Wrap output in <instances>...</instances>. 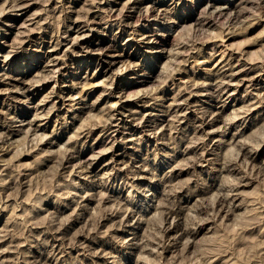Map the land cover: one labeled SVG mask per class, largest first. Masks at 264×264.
<instances>
[{
    "label": "rangeland",
    "instance_id": "374dc122",
    "mask_svg": "<svg viewBox=\"0 0 264 264\" xmlns=\"http://www.w3.org/2000/svg\"><path fill=\"white\" fill-rule=\"evenodd\" d=\"M18 1L20 0H0V141H1L0 144L3 143V146H4L3 147L2 145H0V150L1 149L4 150L0 152V165L1 164L3 165V167L0 166V190H1L0 191L1 192L0 193V196H1L0 198V263L1 264H6V263L13 264V261H16L15 264H33V262H36L34 264H38V263L39 264L40 263L42 264H45V263L46 264H139V263L140 264H148V263L149 264H264V69H263L264 68V7H263L264 0H261V1L259 0L260 2L258 0H257L258 2L256 0H248V1L243 0L244 2L241 5L242 7H244V9L246 7L248 8L251 6L252 7L249 10L248 8H246L247 11L244 10V12L245 11L246 12L244 13V16L242 17L243 19H240V20L243 22V20H246L245 17H250L249 21H245L246 23L244 22L243 25H242V22H237L238 23L237 29L239 28L241 29V27L242 26L243 27L239 31L236 30V33H237L236 36L234 35L230 39V40L233 39L232 42L230 40H229L230 42H228L229 44L231 43L230 46L232 45V48L235 51V53L232 55V58H231V64L233 63L232 65L236 64L238 61L241 60V58H243L244 60L247 59V61L253 63L254 69L255 68L256 69L255 70L252 69L247 74L248 76L247 75L244 76L245 78L243 77L244 79L240 80V82L239 80L237 82L235 81L236 84L233 85V89H232L233 92L229 91L227 94L225 93L221 97L220 96L216 97L215 95L217 93L215 94L213 93L212 95L214 96H212L211 94H207L206 93L207 91L203 88V85L202 84L199 85L198 83L206 80L208 70L206 72L204 68L205 67L212 68V66L216 62L215 61L216 59L214 60L211 56L213 54H215L216 56L220 54V51L222 49L221 47H219L221 46L219 45L220 40L222 41V39L223 40L227 39L226 37L227 29L226 28L231 27V25L233 26L234 23L232 24L230 19L228 20L229 17H227L226 19L225 16H222V17L218 16L219 18H217V16H213L211 18V15L209 14V12H205L204 10L205 9L204 6L208 4L209 0H144L146 3H153L152 1H154L156 11L163 12L164 18L162 19V21H165L167 23H172V24L178 23L180 20H182V18L187 17V15L191 13H192V16L187 22L183 23V24H186V26L181 27V29H179L177 34L175 35L173 34L171 36L170 40L164 46L165 48H162V47L160 48L161 50L163 49L161 52L160 51H157V52L147 51L148 48H146L145 45L140 46L136 41H130L124 44L125 39L127 38L128 35L126 33L123 34L124 36L119 37V39L115 43V46L117 47V49H119L118 52L123 53V55L119 57L120 60H118V62L112 66L113 68H111L107 73L102 72V69H103L102 60L100 64L98 60L91 61V58H89L87 59L88 60L87 63L90 67L89 66L84 67L86 61L80 62L78 60L77 61L72 60L68 58V56H71L70 53L69 55L68 54L65 55L63 51H60L57 53L55 51V48L58 46L57 45L59 42L58 40L62 38L61 36L65 34V32L69 29L70 25H72L73 22L75 21L82 22L88 16L92 17L90 13V10L94 6L92 4H95V3L100 4L101 7H103V10L108 9L106 7H114L120 11L121 9L124 8V6H128L132 1H135V0H26V1H32L35 4H33L29 12L25 14V16L27 15L25 19L19 20L17 25L13 26L9 31L5 30L7 27L6 23L10 22L8 20L19 17L22 13V11L19 8L12 6V4H16ZM238 1L239 0H235L234 2L233 0H231V2H233L234 4L238 3ZM222 3H224V1ZM245 4H246V7H245ZM202 7L204 8L202 9ZM252 8L253 10L255 9L254 11L252 10V13L254 12L253 14L251 13ZM261 8H262V11H260ZM255 11H257V13ZM259 11L260 13H258ZM205 13H208L209 15ZM255 13H256V16H254ZM257 15H259V17ZM29 17H31V19H29ZM255 17H256V20H255ZM223 18H224L223 23L224 24L227 23L229 25L225 24L226 25L225 26L221 22L223 21ZM105 19L106 18L103 17V14H102L101 23L94 24V25H97L96 26L97 30L88 29L85 31L86 33H89V38L92 36L94 37L95 34H103L102 29H104L107 23ZM196 19L200 20V23H199L200 25L193 23L195 22L194 20ZM201 21L202 22L204 21L203 22L204 25L201 23ZM250 21L251 22L254 21V22L251 23ZM22 22H24L27 25V28L21 27L19 25V23L22 24ZM31 22H33L34 24ZM206 22L208 23L210 22L209 23L210 26H206L207 25ZM247 22H250L249 23L250 25ZM237 23L234 24L235 28L237 27ZM239 23L241 27L239 26ZM245 24L250 27L245 26ZM94 25L90 24L89 27H93ZM211 29H214V31L216 32L214 35L217 34V36L213 35L214 31H212ZM211 34L213 35V36H210L212 38L208 36ZM220 34H222L221 36L223 37H221ZM6 35L7 37L5 38L4 36ZM175 36L177 40L175 39ZM176 41L183 42L186 45V48H184V51L186 52V50H188L189 48L190 52L189 51L187 53L184 52L183 53L184 55L183 54L181 55L182 57L180 56L176 58L177 60L180 58L181 62L179 60H178L179 62H177V60L174 59L175 58L174 56H173L174 58L172 57L171 59L173 62L172 61L167 62L166 58L169 61L168 56L170 55L169 49L170 50L172 49V47L176 44ZM189 44L191 47L190 46L188 47ZM195 45L197 46V48L198 47L202 48L201 49L202 55L194 54L193 51L194 50L197 51ZM213 46H215L214 47L215 51L213 50L214 48H212ZM193 47H195V49H193ZM122 50L124 52H122ZM211 50L213 53L211 54L206 53L207 51H211ZM51 53H53L52 55L54 56H61L63 58L67 56L65 59V61H67V64L65 65L68 66L69 70H66V69L64 70L63 73H65L66 71L65 76L60 75V74L58 76H53L52 75L53 72L48 71L47 67L49 66L46 64H48L49 62L48 60H49V56ZM195 56L197 60L194 59ZM205 56L208 57V59L211 61H209L208 64H205V65L198 63L199 60L201 61L202 59L205 58ZM188 58L190 61L188 60ZM124 59L126 60L125 63H124ZM164 61H166V64ZM258 61L260 62V64L258 63ZM262 62L263 64H261ZM162 63H163V67H161ZM168 63H171V64L173 63L176 66H178L180 69L177 70L178 67H176L173 64L172 66L171 64H168ZM130 64H131V67H130ZM144 64L147 65L146 68H144ZM167 64L170 66V69L168 68L169 66ZM231 64L223 67L225 68V71L222 68L221 72L218 74H223L222 71L230 72ZM126 65L127 67H125ZM164 65L168 66V67L166 66L168 70ZM162 68L166 69V71L165 72L164 70L162 71ZM174 68H176V73L175 71H173ZM119 69H121V71ZM133 69H135L139 73H142L143 71L146 70V74H151V75L153 74L152 77L149 78L150 81L142 85L143 87L139 85V86H133L131 88V92H137L139 89L146 88L147 86H149V88L156 87V90H154V93L151 95L152 101L150 99V101L147 102L146 103L147 105L145 106L144 101H141L139 98H138L139 99L138 101L136 95L131 96L130 99L126 100V94L128 95L129 92L125 93L124 102L129 104L128 108L133 109L134 107L133 109L134 115L127 116V118H125L127 121L122 123L126 125L125 127L126 129L123 127L121 128L120 132H116V133L108 132L109 131L108 129L110 126V120L107 119L108 114L106 113V111L105 110L103 111L104 105L106 103L105 101H102L101 107L102 106L103 107H102L101 112L98 109L91 111V113L92 112L98 113L97 111H99L101 115L104 117L102 119L101 118L102 116L99 115L101 116L100 118L103 120V122L101 121L100 128L96 129L97 132L94 134V136L93 135L89 136L87 141L85 142L84 140L86 138L80 137V139L82 138L80 142L78 140L79 136L76 135L78 133L76 129H79L81 121L84 118H86V116L89 114L88 110L90 109V108H87L85 109L86 111L79 110V107L84 104V101L81 100V97L83 94L82 93L83 87L92 86L96 81L99 82L100 80H101L100 81L101 89L106 88V86H110L112 82L114 83L113 85H122L124 84V82L131 80V75H134L132 73ZM159 71H162L163 73ZM20 73H21V76H24L25 80L28 81V82L25 81V84L15 79L20 76L19 75ZM204 74L206 77L204 76ZM45 75L46 76L49 75L48 79H45L46 81L44 83V84H47V86L43 87L42 85H39L42 87L41 91L37 93L35 98H33L31 101H27V97L24 96V94L22 93L23 88L26 89V88H30L38 84H42L43 82L41 81L42 82L41 83L39 80H44ZM56 77L58 79V82L55 81ZM248 78H250L251 80ZM202 79H205V80H202ZM76 81L78 82V85L74 91V95L76 96L78 95V97H76L75 100H66V103L64 104L62 102L58 104L60 107V110L51 116V121L49 122L48 128L45 132L48 134L47 135L48 138L46 137V140L48 141L45 143L34 144L36 143V140L25 138L27 136H25L26 133H24V130L29 127L28 126L29 124H26V123L22 124L20 123V121L12 122L11 120L12 115H16V113L19 111V108L20 109L23 108L26 110H30L29 117L33 118L35 109L32 108L31 105L36 103L44 93L48 92V90L51 89L52 85H55V82L57 83L56 88H59L60 86L65 87V85H72ZM196 81H198L197 82L198 85L194 84L196 83ZM193 85H194V88L192 87L193 88L192 90L191 86ZM236 87H239V88L237 89ZM184 88L186 89L184 90ZM180 89L183 91V93L180 92L181 91ZM176 91L180 93L179 97L183 99V100L179 99L181 100L182 105L180 104L179 108L176 111L172 112L174 114H172L169 111L167 112L162 111V109L166 110L167 109L166 105L168 104V102L173 101L172 99L176 97V95L178 94L176 93ZM173 92H175L176 95H174ZM155 93L157 94V98H155L156 97ZM166 94L167 95L169 94L168 95L169 97ZM96 95L97 94L90 96V98H88L89 101H93ZM166 96L170 99L172 98L171 101L170 99L165 100ZM183 96H187L188 98L183 97ZM254 97L257 99H254ZM147 98L149 97H146V99ZM153 100L155 102H153ZM254 103L255 104L258 103L259 105L257 104L256 105L257 107H256ZM138 107L140 108L142 107V108L140 109ZM246 107H248L247 110H246ZM182 109L185 113L181 112ZM233 110L237 113V116H239L240 114L241 115L237 117ZM152 112L159 113L161 114V116L163 115L164 117L167 116V118H169L170 117L169 114H171V117H170L171 121L169 119H167L168 120L167 122H165L166 120L164 121L165 128H164V125L163 126L161 125L162 123L157 125L158 127L154 126V128L156 127L155 130L153 126L143 127L140 121L143 118H145V116L146 117L154 116V115H150V113ZM74 113H76V115L78 114L76 119L73 118ZM178 113H180L181 116ZM105 114L107 115L106 118H105ZM174 115L176 117H178L179 115L178 117L179 119L178 118L175 119ZM232 115L235 117L234 120H233ZM163 116L161 118H164ZM171 118L172 119L174 118L175 120L174 119L172 120ZM39 121H42V120L40 119L35 120V122L37 123H39ZM197 121H199L198 124H197ZM210 121H212V123ZM142 122L144 123V120ZM168 122H171L170 124L174 126H170ZM203 122L206 123L205 124L206 126L200 127L201 125H204ZM64 123H66V126L63 128L60 127V125ZM130 124L133 126L132 130H130V126H131ZM146 124H149V123H146ZM167 124H169V127ZM195 125L200 128L196 127ZM24 126L25 128H23ZM18 128H23V131H19L18 135H16V137L18 136L17 137L18 139L20 138L19 139L20 141L17 140L18 143L15 142L16 144L13 143L12 145H10V148L13 146V149L11 148L10 151H7V149L5 148L9 145L6 140L9 139L8 137L14 135V134L10 135V133H12L10 131L18 129ZM55 128H56V131L53 132ZM175 128H177L178 130ZM216 128H217V131H216ZM131 131L133 132L131 133ZM98 132H101L99 133V135H102L101 136V146L99 148V151H101V154L99 155V158L96 159L95 162L93 163L95 164V170L94 172H92V174L84 173L83 172L85 171V169L83 170L84 167L79 166V164L76 167H74L73 164L75 162L74 163L71 162L67 164L64 161L65 160L64 156L66 155H64L65 149H63V147L65 148V147L72 146V144H75V147L77 149H81L84 143L85 144L87 143L90 146L93 143L94 139L98 136ZM194 132L196 134L193 135ZM233 133H235V135ZM107 134L111 136L109 137V135ZM113 134H115L114 137H113ZM190 135H192V138L194 139H197V140L202 139V140L200 141L198 140L199 141L198 143L197 140L190 139L191 138ZM71 136L73 140L72 142L70 140ZM169 136H171V138ZM3 137H5L4 140H3ZM103 138H105V140ZM114 138L117 139L116 142L113 140ZM50 140L51 141L54 140V144L50 143ZM111 140L112 142H115L113 143L114 145L112 144ZM190 141L192 142L190 143ZM244 141H246L247 143ZM110 146L111 147L113 146V148L109 149L108 147ZM206 146H208V148ZM238 146H239V149L241 147L242 148L240 150L239 149L237 150ZM231 147L233 148L231 149ZM62 150L64 151V154ZM115 152L116 154H114ZM192 152L194 153L192 154ZM198 152H200V154H197ZM237 152L240 155L237 154ZM173 154L177 156H174ZM194 154L197 157L194 158L195 156ZM189 156H190V159H192V161L189 159ZM224 156L226 157V159L224 158ZM61 157L63 160L60 159ZM202 157L204 160L202 159ZM243 158H245V160ZM183 160H185L184 163H183ZM186 160H190V161L186 163ZM222 160H224L225 162ZM248 160L250 161L248 162V165H247ZM7 161L9 162L10 165H7L8 164ZM189 162H192V163H189ZM177 163L181 164L182 166L181 165L179 166ZM240 163H243L244 165ZM5 164H6L5 166L6 168L4 167ZM59 165H61L62 167H60ZM83 165L86 166L85 163ZM226 165H227V168L230 170V172L226 168ZM72 166L74 168H72ZM127 167H128V170H127ZM173 167H175V169H173ZM180 168L183 169L181 173H179V171L181 170ZM244 169L245 170L247 169V170L245 171ZM70 171L74 173H71ZM153 171L156 176L153 174ZM18 173L20 174L18 175ZM141 173H144L142 175H145V176H141ZM7 174L11 175L10 177L12 178L7 176ZM16 174L17 176H15ZM85 174L87 175L85 176ZM116 174L118 176H116ZM2 177H4L3 181H2ZM242 177H244L243 180H242ZM4 179L6 181L5 184H4ZM225 179L229 180L230 183H228L227 180L225 181ZM86 180L88 181L94 180L95 183H97V185L94 186L93 191H91L92 189L88 187ZM104 180L105 182H103ZM240 180H242V182ZM224 181L227 182L228 184L224 183ZM165 182H169L170 184H167ZM177 182L179 183L178 186H177L178 184ZM232 182H234L235 184L234 183L231 184ZM233 185L235 187H233ZM2 186L3 188H1ZM171 186H173V188ZM4 187H6L5 188L6 190L4 189ZM174 187L176 188L180 187V189L178 188V190H176ZM208 187H211L212 189ZM99 188H101L103 193L102 191L98 192V190H100ZM225 188L227 189V191L230 189L231 192L229 191L227 194L226 193L227 191H225L226 190ZM234 188L236 189V191ZM171 189L172 191H170ZM220 190H222L223 197H222L221 192H219ZM88 191H91L93 194L91 192L89 193ZM104 192H107L106 193L107 195H104L105 194ZM216 192H218L217 196L216 194L214 195V193ZM169 193H173V194H170L171 196H169L168 195ZM200 193L201 195L205 196V200L203 196L201 197ZM88 194H90L89 197H87ZM95 194L97 196H94ZM101 194H103V196ZM212 194L216 196V198H214ZM220 194L221 196H219L220 197L219 198L218 195ZM100 195H101L102 200L100 198ZM208 196L210 197L208 198ZM83 197L84 199H82ZM200 197L202 200L200 199ZM226 197L228 200L226 199ZM211 198L212 199L214 198V200H212ZM221 198H223L225 201L223 199L222 201ZM229 198L231 200H229ZM208 199L210 200L208 201ZM211 200L214 202L216 200L217 201L214 203ZM207 201L208 203H205ZM210 201L211 203H209ZM121 202L123 203L121 204ZM160 202L161 203L163 202V204L165 205L163 206L162 204L163 207L161 205H158L160 204ZM113 203L117 205L114 204L115 205L114 206ZM148 203H151L150 207L148 206ZM167 203L169 204L166 205ZM195 203L197 204L195 205ZM213 203L217 205L215 206L213 205ZM221 203H223L224 207ZM224 203H227V205ZM119 204L121 205L119 206ZM156 204L160 212H158V209H156L157 208ZM228 204L230 205V207ZM111 205L113 206L111 207ZM146 205H147V208H146ZM172 205L173 206L175 205V206L173 207ZM198 205H200V207ZM219 205H221L220 207L222 209L218 207ZM131 207L132 208L134 207V208L132 209ZM196 207H198L200 210L197 209ZM116 208L117 210H115ZM121 208L122 209L124 208V210H122ZM208 208H209V214L206 213L208 212ZM100 209H101V214H100ZM110 209H112L111 212L109 211ZM160 209L161 210L163 209L162 213ZM171 209L173 211L176 210L175 212H178L180 217L176 219L166 217L168 215L167 213L172 211ZM213 209L218 210V212L216 211L217 213L214 214L215 210ZM133 210L137 212L136 213L137 217L135 216L133 218L134 220H131V224H129V222L127 224V222H125L126 221L125 219L128 217V214L130 212H133ZM228 210H231V211H228ZM233 210L234 212H232ZM152 211H156V212H152ZM227 211H228V214L226 213ZM122 212L124 213V215ZM150 212L153 214L152 215L153 217L151 218H154V214H156L155 215L156 218H154L155 219L154 221L153 219L150 218L151 216ZM199 212L200 213L202 212L201 214L204 216L206 215L205 217L207 218L203 217L204 218L203 220ZM139 213H143V216H142L143 218L140 217V219H143V220H141V222L140 221L136 222L137 218L140 216ZM157 213H158V216H157ZM96 214L97 216L98 215L99 216L98 217L95 216ZM207 214L209 217L207 216ZM162 216L164 217L162 218ZM211 217H213V219ZM148 218H150V221ZM54 219L55 221L53 222L55 224L53 225L52 220ZM58 219L61 220V222ZM67 219H68V222H67ZM121 219L123 221H121ZM144 219H147V220L145 221ZM185 219H188V220H185ZM207 219H210V220H207ZM160 220H163V222ZM132 221L134 222L132 223ZM148 222H151L150 223L151 225H149ZM161 222L163 223V225L161 224ZM63 223L65 224L63 225ZM169 223L173 225L171 226ZM91 224H94L97 227ZM117 225H122V226H117ZM90 226L94 227V228L92 227V231H91ZM159 228H162V229L159 230ZM186 228L188 229L190 228L189 230L192 232L191 233L189 232L188 234L186 233L185 235L184 234L180 235L182 230ZM78 231H81L79 232L80 234L78 233ZM160 231L161 232L164 231V232L161 234ZM137 232L140 236L137 234ZM54 233L57 236V238L55 237ZM74 233L75 234L77 233L76 237L73 236L75 235ZM10 234H12L11 236L14 239L10 236ZM163 235L166 236V237L164 236L165 241L163 240V237H162ZM91 236L93 240H91L92 239ZM141 236H143L142 239H141ZM152 236L153 237L155 236L156 240H154L155 237L153 239ZM71 237L74 238L75 240H73ZM48 238L51 240V242L52 241L53 242L51 243ZM114 238L116 240H114ZM170 238L172 240H170ZM179 239H181L182 241H180ZM188 239H189V242H188ZM9 240H12L13 242L12 241L10 242ZM14 240L15 242L17 241V243H15ZM129 240L132 242H130ZM168 240L170 241V243ZM18 241L20 244L18 243ZM136 241L137 243H135ZM150 241L151 243L152 242L153 243L151 244ZM160 241H161V244H160ZM162 241H164L163 244H162ZM185 241L189 243V245ZM154 242L157 245H155ZM78 243L81 246L78 245ZM142 243L143 245H141ZM183 243L184 245L186 243L188 248L186 245L184 246ZM144 244L146 245L147 248H145ZM95 246H97L99 249H96ZM163 246L165 247V249H163L164 248ZM20 247H22L23 249L22 248L21 249L25 251L22 252L21 249H19ZM150 247H152L153 249ZM81 248L82 249L84 248V249L82 250ZM94 248H95V251L97 250L96 252L93 251ZM154 248H155V251H153ZM157 248L160 251H158ZM18 249L20 251H18ZM105 249H108V251H105ZM52 250L55 251L56 254ZM162 251H163V254H162ZM140 252L141 254L144 252L143 255L139 254ZM17 253H19V256ZM23 254L25 258L22 257ZM156 254H159V255H156ZM140 255L142 257L138 258L137 256H140ZM2 257L3 258L5 257L4 258L5 260ZM31 257L33 258L29 259ZM144 257H146V259ZM1 259H3L4 262L1 261ZM135 261H137V263Z\"/></svg>",
    "mask_w": 264,
    "mask_h": 264
},
{
    "label": "bare ground",
    "instance_id": "6f19581e",
    "mask_svg": "<svg viewBox=\"0 0 264 264\" xmlns=\"http://www.w3.org/2000/svg\"><path fill=\"white\" fill-rule=\"evenodd\" d=\"M224 1V3H222ZM234 2H235V0H233ZM248 1V0H247ZM257 1V0H256ZM259 1V0H258ZM257 1V2H258ZM261 1V0H260ZM259 1V2H260ZM153 3H146L144 0H135V1H132L128 6H124V8L123 9H121L120 11L118 10V9H116V8H114V7H106V8H108V9H106V10H103V7H101V5L100 4H92V5H94L93 6V8L90 10V13H91V15H92V17H87V18H85L82 22H73L72 23V25H70V27H69V29L65 32V34L63 35V36H61L62 38L60 39V40H58L57 42H58V46L55 48V51L58 53V52H60V51H63L64 52V54L65 55H69V53H70V55L71 56H68V58H70V59H72V60H75V61H80V62H82V61H86V63H85V65H84V67H86V66H89L88 65V63H87V59H89V58H91V61H95V60H98L99 62H100V64H101V60H102V72H104V73H107L111 68H113L112 66L114 65V64H116L117 62H118V60H120L119 59V57H121V55H123V53H119L118 52V50L119 49H117V47L115 46V43H116V41L119 39V37H121V36H124L123 34H127L128 36H127V38L125 39V42H124V44L125 43H127V42H130V41H136L140 46H143V45H145L146 46V48H148V50L147 51H150V52H157V51H162L160 48L162 47V48H165L164 46L167 44V42L170 40V38H171V36L174 34H177L178 33V31H179V29H181V27H184V26H186V24H183V23H185V22H187L190 18H191V16H192V13L191 14H188L187 15V17H184V18H182V20H180L178 23H174V24H172V23H167V22H165V21H162V19L164 18V15H163V12H160V11H156V9H155V3H154V1H152ZM244 1L243 0H239L238 1V3H236V4H234L233 2H231V0H209V2H208V4L206 5V6H204L205 7V12H209V14L211 15V18L213 17V16H217V18H219V17H222V16H225L226 17V19H227V17H229L228 18V20L230 19V21L232 22V24L234 23V24H236L237 22H242L240 19H243L242 17L244 16V13L247 11V9L246 8H248V7H246V4H245V9H244V7H242V3H243ZM255 2V1H254ZM240 3V4H239ZM246 3V2H245ZM252 3V2H251ZM33 4H35V3H33L32 1H26V0H20V1H18L16 4H12V6H15L16 8H19L21 11H22V13H21V15L19 16V17H16V18H13V19H9L8 21H10L9 23H6V25H7V27H6V29L5 30H10L13 26H16L17 25V23H18V21L19 20H21V19H25V17L27 16H25V14H27L28 12H29V10L31 9V7H32V5ZM256 4H258V3H256ZM256 4H254V5H256ZM263 4V3H262ZM168 5V4H167ZM240 5H241V7H240ZM250 5V4H249ZM260 5V4H259ZM259 5H257V6H259ZM195 6V5H194ZM243 6H244V4H243ZM262 6V5H261ZM126 7H128V8H126ZM204 7H202V9L204 8ZM252 7V6H251ZM251 7H249L248 8V10L251 8ZM254 7V6H253ZM264 7V6H263ZM256 8V7H255ZM258 8V7H257ZM259 9V8H258ZM162 10V9H161ZM167 10V9H166ZM244 10H246L245 12H244ZM252 10H253V8L251 9V13H252ZM255 10V9H254ZM253 10V11H254ZM257 10V9H256ZM203 11V10H202ZM260 11H262V8H261V10ZM260 11L258 12V13H260ZM102 12V13H101ZM256 13H257V11H255ZM250 13V12H249ZM250 13V14H251ZM254 13V12H253ZM252 13V14H253ZM256 13H255V15L254 16H256ZM102 14H103V17H105L106 19V21H107V23H106V26L104 27V29H102V32H103V34H95V36L92 38V37H90L89 38V33H86L85 31L86 30H88V29H90V30H97V28H96V26L97 25H94V24H99V23H101V16H102ZM201 14V13H200ZM203 14V13H202ZM205 14H208V13H205ZM208 14V15H209ZM261 14H262V12H261ZM204 15V14H203ZM208 15H206V16H208ZM219 16V17H218ZM250 16V15H249ZM258 17H259V15H257ZM263 16V15H262ZM32 17V16H31ZM31 17H29V19H31ZM34 17V16H33ZM204 18V17H203ZM216 18V17H215ZM246 18V20H243V22H242V25L244 24V22L245 21H249V18L250 17H245ZM248 18V19H247ZM252 18H253V16H252ZM34 19V18H33ZM209 19V18H208ZM214 19V18H213ZM225 19V20H226ZM259 19V18H258ZM27 20H28V18H27ZM35 20V19H34ZM33 20V21H34ZM199 20V19H198ZM197 19L196 20H194L195 22H193V23H195V24H199L200 23V20H201V18H200V20L198 21ZM216 20V19H215ZM222 20V19H221ZM221 20H219V21H221ZM238 20H240V21H238ZM255 20H256V17H255ZM206 21V20H205ZM212 21H214V20H212ZM219 21H218V23H219ZM262 21V20H261ZM204 22V21H203ZM203 22L201 21V23L203 24ZM216 22V21H215ZM222 23L224 22V18H223V21H221ZM251 22V21H250ZM250 22H247L248 24L250 23ZM254 22V21H253ZM253 22H251V23H253ZM256 22V21H255ZM259 22H260V20H259ZM31 23H33V22H31ZM192 23V24H193ZM207 23V25L206 26H210V22L208 23V22H206ZM212 23V22H211ZM222 23H220V24H222ZM246 23V22H245ZM263 23V22H262ZM34 24V23H33ZM94 25L93 27H89V25ZM224 24V23H223ZM225 24H227V23H225ZM224 24V25H225ZM234 24H233V26L231 25V27H227L226 29H227V32H226V37H227V39H225V40H223L222 39V41L220 40V44H219V42H218V44L219 45H221V46H219V47H221L222 49H221V51H220V54L219 55H215V54H213L211 57L216 61L215 63H214V65L212 66V68L210 67V68H204V70H206V72H207V70H208V74H207V77L205 76V74H204V76L206 77V80L205 79H202V80H205V81H202V82H200V83H198L199 85L200 84H202L203 85V88L207 91L206 93L207 94H215V93H217L215 96L217 97V96H222L223 94H227L229 91H232V89H233V85H235L236 84V82L239 80V82H240V80H242V79H244L245 77L244 76H246L252 69H254V64L253 63H251V62H249V61H247V59L246 60H244L243 58H241V60L240 59H238V60H240V61H238L236 64H234V65H232L231 64V58H232V55L235 53V51H234V49L232 48V45L230 46V44L228 43V42H232V40H230L234 35L236 36V30H241L242 29V27H241V25H240V23H239V26L241 27V29L239 28V29H237L238 28V23H237V27L235 28V26H234ZM259 24V23H258ZM19 25L21 26V27H26L27 28V25L24 23V22H22V24L21 23H19ZM200 25V24H199ZM204 25V24H203ZM212 25V24H211ZM217 25V24H216ZM227 25H229V24H227ZM250 25V24H249ZM198 26V25H197ZM213 26V25H212ZM226 26V25H225ZM245 26H248V25H246L245 24ZM252 26H253V24H252ZM199 27V26H198ZM248 27H250V26H248ZM207 28V27H206ZM209 28V27H208ZM213 28H215V27H213ZM32 30V29H31ZM31 30H29V31H31ZM101 30V29H100ZM206 30V29H205ZM208 30V29H207ZM212 31H214V29H211ZM224 31V30H223ZM222 31V32H223ZM176 32V33H175ZM210 32V31H209ZM24 33H25V31H24ZM96 33V32H95ZM208 33V32H207ZM216 32L214 31V33H213V35L215 34ZM224 34V33H223ZM106 35V36H105ZM212 34L211 35H208L209 37L210 36H213ZM222 34H220V36H221ZM225 35V34H224ZM177 36V35H176ZM176 36H175V39H176ZM214 36H217V34L216 35H214ZM5 38L7 37V35L6 36H4ZM221 37H223V36H221ZM225 37V36H224ZM60 38V37H59ZM208 38V37H207ZM210 38H212V37H210ZM217 39V38H216ZM177 40V39H176ZM230 40V41H229ZM207 41V40H206ZM226 42V43H225ZM189 43V42H188ZM191 43V42H190ZM206 43V42H205ZM196 44V43H195ZM233 44V43H232ZM176 45V46H175ZM173 47H172V49L170 50L169 49V61L167 60V58H166V61L167 62H170V61H172L171 59H172V57L174 58V59H176L177 57H180L185 51H184V48H186V45L183 43V42H180V41H176V44H175ZM199 45V44H198ZM216 45V44H215ZM190 46V44L188 45V47ZM218 46V45H217ZM234 46V45H233ZM139 47V46H138ZM168 47V46H167ZM166 47V48H167ZM191 47V46H190ZM195 47H196V49H197V51H193L194 52V54H196V55H200L201 54V49L202 48H197V46L195 45ZM195 47H193V49H195ZM203 47V46H202ZM215 46H213L212 48H214ZM205 49V48H204ZM203 49V50H204ZM210 49V48H209ZM186 50V49H185ZM191 50H192V48H191ZM214 51H215V48L213 49ZM217 50V49H216ZM220 50V49H219ZM237 50V49H236ZM167 51V50H166ZM189 51V48H188V50H186V52L185 53H187ZM239 51H241V50H239ZM122 52H124L123 50H122ZM190 52V51H189ZM207 54H211V53H213L212 52V50L211 51H207L206 52ZM218 53V52H217ZM216 53V54H217ZM242 53V52H241ZM53 53H51L50 54V56H49V62H48V64H46V65H48L49 67H47V69H48V71L49 72H53L52 73V75L53 76H58L59 74L60 75H64L65 76V73H66V71H65V73H63L64 72V70L66 69V70H69V68H68V66L67 65H65V64H67V61H65V59H66V57H61V56H54V55H52ZM161 54V53H160ZM190 54V53H189ZM125 55H127V54H125ZM168 55V54H167ZM184 55V54H183ZM202 55V54H201ZM243 55V54H242ZM159 56V55H158ZM186 56V55H185ZM191 56V55H190ZM235 56V55H234ZM233 56V57H234ZM182 57V56H181ZM199 57V56H198ZM197 57V58H198ZM210 57V58H211ZM205 58H207V59H205ZM205 58L204 59H202L201 61L199 60V62L198 63H201V64H208V62L209 61H211V60H209L208 59V57H206L205 56ZM239 58V57H238ZM126 59V58H125ZM124 59V63H125V60ZM194 59H196V56H195V58ZM234 59V58H233ZM249 59V58H248ZM251 59V58H250ZM130 60V59H129ZM128 60V61H129ZM177 60V59H176ZM179 61H180V58L178 59ZM177 60V62H179ZM182 60H183V58H182ZM188 60H189V58H188ZM197 60V59H196ZM253 60V59H252ZM64 61V62H63ZM127 61V62H128ZM166 61H164L165 62V64H166ZM185 61V60H184ZM190 61V60H189ZM251 61V60H250ZM130 62V61H129ZM148 62V61H147ZM173 62V61H172ZM175 62V61H174ZM181 62V61H180ZM197 62V61H196ZM213 62V61H212ZM254 62V61H253ZM176 63V62H175ZM185 63H187V62H185ZM256 63V62H255ZM258 63L260 64V62L258 61ZM168 64H171V63H168ZM167 64V65H168ZM173 64V63H172ZM171 64V65H172ZM180 64V63H179ZM231 64V67H230V72H224L225 71V68H223V67H225V66H227V65H230ZM261 64H263V62L261 63ZM166 65V66H167ZM173 65H175V64H173ZM172 65V66H173ZM165 66V65H164ZM165 66V67H166ZM169 66V65H168ZM167 66V67H168ZM171 66V67H172ZM176 66V65H175ZM174 66V67H175ZM180 66V65H179ZM182 66V65H181ZM262 66V65H261ZM90 67V66H89ZM125 67H127V65L125 66ZM130 67H131V64H130ZM135 67V66H134ZM147 67V65H145L144 64V68H146ZM161 67H163V63H162V66ZM164 67V68H165ZM166 67V68H167ZM176 67H178V66H176ZM256 67V66H255ZM259 67V66H258ZM169 69H170V66L168 67ZM168 68H167V70H168ZM173 68V67H172ZM224 69V71H222V73L223 74H218V73H220L221 72V69ZM229 68V67H228ZM87 69H89V68H87ZM121 69H123V68H121ZM121 69H119L120 71H121ZM161 69V68H160ZM180 68L178 67V69L177 70H179ZM256 69V68H255ZM254 69V70H255ZM264 69V68H263ZM150 70V69H149ZM164 70V72L166 71V69H163L162 68V71ZM173 70V69H172ZM229 70V69H228ZM261 70V69H260ZM97 71V70H96ZM154 71V70H153ZM162 71H159V72H161V73H163ZM170 71V70H169ZM173 71H175V73H176V68H174V70ZM182 71V70H181ZM117 72V71H116ZM149 72V71H148ZM172 72V71H171ZM204 72V71H203ZM96 73V72H95ZM118 73V72H117ZM116 73V74H117ZM122 73V72H121ZM124 73V72H123ZM134 75H131V80H128V81H126V82H124V84H122V85H113L114 83L112 82V84H111V82H110V86H106V88H104V89H101V80L98 82V81H96L92 86H88V87H86V86H84L83 87V89H82V97H81V100L82 101H84V104L82 105V106H80L79 107V110L80 111H83V110H85V109H87V108H90L88 111H89V114L86 116V118H84L82 121H81V123H80V126H79V129H76L77 130V134L76 135H78L79 136V138H78V140L80 141L81 139H80V137H85L84 139V142L85 141H87V139H88V137L89 136H91V135H93L94 136V134L97 132V130L96 129H98V128H100V126H101V121L103 122V116L101 115V110H102V107H101V102L102 101H105V105H104V109H103V111L105 110L106 111V113L108 114V116L105 114V118H106V116L108 117L107 119H109L110 120V126H109V133H116V132H120V130H121V128H125L126 127V125H124V124H122L123 122H126L127 120L125 119V118H127V116H129V115H134V111H133V109H134V107H133V109L131 110L130 108H128V105L129 104H127L126 102H124L125 100H124V97H125V93H127V92H129L128 93V95L126 94V100H128V99H130L131 98V96H135L136 95V97H137V99L139 98L141 101H144V105L146 106L147 104V102H149L150 101V99H151V101H152V97H151V95L154 93V90H156V87L155 88H149V86H147L146 88H141V89H139L137 92H131V88L133 87V86H142V85H144L145 83H147L148 81H150L149 80V78H151L152 77V75L151 74H146V70L145 71H143L142 73H139V72H137L135 69H133V72H132ZM150 73H151V71H150ZM173 73V72H172ZM115 74V75H116ZM166 74V73H165ZM186 74V73H185ZM20 76L19 77H17V78H15V79H17L18 81H20V82H22V83H24L25 84V81L26 82H28L27 80H25V78H24V76H21V73L19 74ZM51 75V74H50ZM66 75H68V74H66ZM96 75V74H95ZM121 75V74H120ZM158 75V74H157ZM160 75V74H159ZM172 75V74H171ZM49 76V75H48ZM48 76H46L45 75V78H44V80H39L42 84H38V85H35V86H32V87H30V88H23V91H22V93L24 94V96H26L27 97V101H31L33 98H35V96H36V94L37 93H39L40 91H41V86H39V85H42L43 87H46L47 86V84H44L45 83V79H48ZM248 76V75H247ZM244 77V78H243ZM53 78V77H52ZM182 78V77H181ZM203 78V77H202ZM250 78H251V76H250ZM250 78H248V79H250ZM253 78V77H252ZM56 80V82H58V79H57V77L55 78ZM80 79V78H79ZM154 79V78H153ZM180 79V78H179ZM62 80H63V78H62ZM65 80V79H64ZM155 80V79H154ZM196 80V79H195ZM251 80V79H250ZM66 81V80H65ZM78 81V80H77ZM75 82V83H73L72 85H65V87H62V86H60L59 88H56V85H57V83L55 82V85H52V87H51V89L50 90H48V92H46V93H44L42 96H41V98H39V100L36 102V103H34L33 105H31V107L32 108H34L35 109V112H34V116H33V118H31V117H29V112H30V110H26V109H23V108H19V111L16 113V115H12V117H11V120H12V122H15V121H20V123H26V124H29L26 128L27 129H25L26 130V132H25V130H24V133H26V135L25 136H27V137H25V138H29V139H31V140H36V143H34V144H40V143H45V142H47L48 140H46V137H47V133H45L46 132V130H47V128H48V125H49V122L51 121V116L53 115V114H55L57 111H59L60 110V107H59V103H66V100H75L76 99V97H78V95L76 96V95H74V91H75V89L77 88V85H78V82ZM187 81V80H186ZM185 81V82H186ZM236 81V82H235ZM38 82V81H37ZM80 82H81V80H80ZM162 82H164V81H162ZM194 82V81H193ZM197 82L198 81H196V83H194V84H197ZM188 83V82H187ZM242 83H243V81H242ZM184 84V83H183ZM193 84V83H192ZM197 84V85H198ZM29 85V84H28ZM49 85V84H48ZM63 85V84H62ZM189 85V84H188ZM196 85V86H197ZM27 86V85H26ZM146 86V85H145ZM195 86V87H196ZM143 87V86H142ZM158 87H160V86H158ZM157 87V88H158ZM186 87H187V85H186ZM189 87V86H188ZM194 88V85L193 86H191V88ZM21 88V87H20ZM48 88V87H47ZM181 88V87H180ZM193 88H192V90H193ZM198 88H199V86H198ZM202 88V87H201ZM237 89L239 88V87H236ZM153 89V90H152ZM176 89V88H175ZM179 89V88H178ZM186 88H184V90H185ZM181 90V89H180ZM191 90V89H190ZM159 91V90H158ZM157 91V92H158ZM188 91V90H187ZM198 91V90H197ZM156 92V93H157ZM180 92H182L183 93V91L181 90ZM186 92V91H185ZM191 92V91H190ZM190 92H189V94H190ZM194 92V91H193ZM196 92V91H195ZM233 92V91H232ZM231 92V93H232ZM234 92H235V90H234ZM80 93V92H79ZM86 93V94H85ZM155 93V95H156V97L155 98H157V94ZM162 93V92H161ZM174 93V95H176L175 94V92H173ZM176 93H178V91H176ZM188 93V92H187ZM199 93V92H198ZM200 93H201V91H200ZM42 94V93H41ZM95 94H97L96 95V97L93 99V101H89V99L88 98H90V96H92V95H95ZM233 94V93H232ZM154 95V96H155ZM159 95H160V93H159ZM163 95V94H162ZM167 95V94H166ZM169 95V94H168ZM167 95V96H168ZM171 95V94H170ZM179 95H180V93H178L177 95H176V97L174 98V99H172L173 101H171V99L170 98H168L167 96H166V98H165V100H169L170 99V101L171 102H168V104L166 105V107H167V109L166 110H163L162 109V111H169V112H174V111H176L178 108H179V106H180V104L182 105V102H181V100H183V99H181L180 97H179ZM193 95V94H192ZM258 95H260V94H258ZM84 96V97H83ZM154 96H153V98H154ZM164 96V95H163ZM189 96V95H188ZM212 96H214V95H212ZM256 96V95H255ZM146 97H149V98H147L146 99ZM183 97H187V96H183ZM135 98V97H134ZM188 98V97H187ZM215 98V97H214ZM251 98V97H250ZM80 99V98H79ZM139 99H138V101H139ZM160 99H161V97H160ZM159 99V100H160ZM179 99H181V100H179ZM185 99V98H184ZM191 99V98H190ZM218 99H219V97H218ZM254 99H257V98H255L254 97ZM260 99V98H259ZM35 100V99H34ZM190 101V100H189ZM254 101V100H253ZM252 101V102H253ZM256 101V100H255ZM263 101V100H262ZM79 102V101H78ZM133 102H135V101H133ZM153 102H155L154 100H153ZM184 102V101H183ZM260 102V101H259ZM160 103V102H159ZM32 104V103H31ZM75 104V103H74ZM133 104V103H132ZM151 104V103H150ZM191 104H192V102H191ZM253 104V103H252ZM255 104V103H254ZM258 103H256L255 104V106L257 105ZM73 105V104H72ZM157 105V104H156ZM190 105V104H189ZM259 105V104H258ZM262 105V104H261ZM163 106V105H162ZM186 106V105H185ZM191 106V105H190ZM189 106V107H190ZM253 106V105H252ZM251 106V107H252ZM255 106H254V108H255ZM152 107V106H151ZM159 107V106H158ZM249 107V106H248ZM248 107H246V110L248 109ZM257 107V106H256ZM138 108H140V107H138ZM137 108V109H138ZM142 108V107H141ZM140 108V109H141ZM181 108V107H180ZM183 108V107H182ZM250 108V107H249ZM31 109V108H30ZM100 110V112L99 111H97L98 113H100V114H98V113H94V112H92L91 113V111L92 110ZM136 109V110H137ZM139 109V110H140ZM235 109V108H234ZM251 109V108H250ZM249 109V110H250ZM144 110V109H143ZM184 110H186V109H184ZM17 111V110H16ZM69 111V110H68ZM86 111V110H85ZM234 111V110H233ZM237 111V110H236ZM241 111V110H240ZM139 112V111H138ZM154 112V111H153ZM150 113V115H154V116H148V117H146L145 116V118H143L140 122L142 123V126L144 127V126H153V128H154V126H157V125H159V124H161L162 126L165 124L164 123V121L165 122H167L168 120L167 119H169L170 120V117H171V114H169L170 115V117L169 118H167V116H163L164 118H161L162 116H161V114H159V113ZM178 112V111H177ZM182 113H185L184 111H183V109H182V111H181ZM235 112V111H234ZM247 113V112H246ZM59 114V113H58ZM164 114V113H163ZM172 114H174V113H172ZM179 115H180V113H178ZM198 114V113H197ZM206 114V113H205ZM235 114H236V116H237V113L235 112ZM244 114V113H243ZM78 115V114H77ZM77 115H76V113H74V116H73V118L74 119H76L77 118ZM79 115H80V113H79ZM99 115H101V116H99ZM165 115V114H164ZM179 115H178V117H179ZM187 115V114H186ZM199 115V114H198ZM241 115V114H240ZM239 115V116H240ZM135 116H136V114H135ZM175 116V115H174ZM181 116V115H180ZM185 116V115H184ZM183 116V117H184ZM191 116V115H190ZM189 116V117H190ZM233 116V115H232ZM239 116H237V117H239ZM102 119H101V118ZM173 117V116H172ZM178 117H176L175 116V119L176 118H178ZM182 117V118H183ZM188 117V116H187ZM31 118V119H30ZM58 118V117H57ZM132 118V117H131ZM197 118V117H196ZM234 116H233V120H234ZM37 119H40V120H42V121H39V123H37V122H35V120H37ZM135 119V118H134ZM172 119V118H171ZM174 119V118H173ZM172 119V120H173ZM174 119V120H175ZM179 119V118H178ZM181 119V118H180ZM185 119V118H184ZM237 119V118H236ZM108 120V121H109ZM144 120V123L142 122ZM191 120V119H190ZM213 120V119H212ZM215 120V119H214ZM230 120V119H229ZM137 121V120H136ZM135 121V122H136ZM150 121V122H149ZM171 121V120H170ZM178 121V120H177ZM182 121V120H181ZM192 121V120H191ZM226 121V120H225ZM231 121V120H230ZM130 122V121H129ZM132 122V121H131ZM139 122V121H138ZM193 122V121H192ZM191 122V123H192ZM198 122L199 121H197V124H198ZM211 123H212V121H210ZM209 122V123H210ZM214 122V121H213ZM105 123V122H104ZM103 123V124H104ZM107 123V122H106ZM140 123V124H141ZM146 123H149V124H146ZM169 124L171 123V122H168ZM187 123H189V122H187ZM208 123V124H209ZM231 123V122H230ZM233 123V122H232ZM108 124V123H107ZM169 124H167L168 125V127H169ZM173 124H175V123H173ZM180 124V123H179ZM178 124V125H179ZM182 124V123H181ZM186 124V123H185ZM203 124L204 125H201L200 127H204V126H206L205 124V122H203ZM223 124H225V123H223ZM222 124V125H223ZM109 125V124H108ZM131 125V124H130ZM129 125V126H130ZM177 125V126H178ZM237 125V124H236ZM8 126V125H7ZM66 126V123H64V124H61L60 125V127H65ZM90 126H91V128H90ZM135 126V125H134ZM137 126V125H136ZM170 126H174V125H171L170 124ZM180 126V125H179ZM178 126V127H179ZM188 126V125H187ZM196 126V125H195ZM214 126V125H213ZM9 127V126H8ZM158 127V126H157ZM177 127V128H178ZM183 127V126H182ZM196 127H198V126H196ZM200 127H198V128H200ZM221 127V126H220ZM229 127V126H228ZM23 128H25V126L23 127ZM23 128H18V129H15V130H12V131H10V132H12V133H10L9 131V133H10V135L11 134H14V135H12V136H10V137H8L9 139L8 140H6L7 142H8V145L9 146H7L5 149H7V151H10V149L12 148L13 149V146L10 148V145H12L13 143H15V142H17V140L18 141H20L17 137H16V135H18V132L19 131H23ZM132 128H133V126L131 125L130 126V130H132ZM147 128V127H146ZM152 128V129H153ZM156 128V127H155ZM155 128H154V130H155ZM162 128V127H161ZM164 128H165V125H164ZM173 128V127H172ZM172 128H171V130H172ZM177 128H175V129H177ZM219 128V127H218ZM223 128V127H222ZM235 128V127H234ZM126 129V128H125ZM128 129V128H127ZM175 129H173V130H175ZM182 129V128H181ZM195 129V128H194ZM215 129V128H214ZM213 129V130H214ZM228 129V128H227ZM226 129V130H227ZM87 130V131H86ZM101 130V129H100ZM178 130V129H177ZM185 130V129H184ZM202 130V129H201ZM206 130V129H205ZM212 130V129H211ZM56 131V128L53 130V132H55ZM86 131V132H85ZM105 131V130H104ZM183 131V130H182ZM196 131H197V129H196ZM210 131V130H209ZM216 131H217V128H216ZM228 131V130H227ZM133 131H131V133H132ZM172 132V131H171ZM189 132V131H188ZM211 132V131H210ZM99 133H101V132H98V136L94 139V141H93V143L89 146L87 143V145L84 143L83 144V147L81 148V149H77L76 147H75V144H72V146H69V147H63V149H65V154H64V151H63V154L64 155H66V156H64L65 157V162L68 164V163H74L73 164V166L74 167H76L78 164H79V166H83L84 168H83V170L85 169V171H83L84 173H90V174H92V172H94V170H95V164H93L94 162H95V160L96 159H98L99 158V155L101 154V151H99V148H100V146H101V136L102 135H99ZM125 133V132H124ZM82 134V135H81ZM171 134V133H170ZM188 134V133H187ZM194 134H196L195 132L193 133V135ZM200 134V133H199ZM234 135H235V133H233ZM76 135H75V137H76ZM107 135H109V134H107ZM114 135L115 134H113V137H114ZM122 135V134H121ZM111 135H109V137H110ZM200 136V135H199ZM198 136V137H199ZM16 137V138H15ZM57 137V136H56ZM55 137V138H56ZM116 137V136H115ZM170 138H171V136H169ZM187 137V136H186ZM190 139H194V138H192V135H190ZM195 137V136H194ZM197 137V136H196ZM233 137V136H232ZM4 138L5 137H3V140H4ZM48 138V137H47ZM54 138V137H53ZM200 138V137H199ZM203 138V137H202ZM2 139V138H1ZM74 139V138H73ZM104 140H105V138H103ZM103 139H102V141H103ZM107 139V138H106ZM109 139V138H108ZM189 139V140H190ZM70 140H71V142L73 141L72 140V136L70 137ZM115 142H116V138H114L113 139ZM119 140V139H118ZM188 140V141H189ZM194 140H197V139H194ZM193 140V141H194ZM199 140V139H198ZM197 140V141H198ZM200 140H202V139H200ZM199 140V141H200ZM204 140V139H203ZM29 141V140H28ZM187 141V142H188ZM196 141V142H197ZM199 141H198V143H199ZM1 142V141H0ZM32 142V141H31ZM35 142V141H34ZM70 142V141H69ZM81 142V141H80ZM107 142V141H106ZM111 142H112V140H111ZM115 142H112V144L113 143H115ZM192 141H190V143H191ZM220 142V141H219ZM244 142H246V141H244ZM243 142V143H244ZM18 143V142H17ZM50 143H52V144H54V140L53 141H51L50 140ZM56 143V142H55ZM195 143V142H194ZM221 143V142H220ZM247 143V142H246ZM16 144V143H15ZM14 144V145H15ZM193 144V143H192ZM202 144V143H201ZM245 144V143H244ZM0 145H2L3 146V143L2 144H0ZM49 145H51V144H49ZM114 145V144H113ZM191 145V144H190ZM189 145V146H190ZM204 145V144H203ZM36 146V145H35ZM38 146V145H37ZM103 146V145H102ZM242 146V145H241ZM240 146V147H241ZM246 146V145H245ZM4 147V146H3ZM202 147H204V146H202ZM207 148H208V146H206ZM109 149L110 148H113V146L111 147H108ZM189 148V147H188ZM194 148V147H193ZM233 147H231V149H232ZM242 148V147H241ZM240 148V149H241ZM98 149V150H97ZM230 149V150H231ZM239 149V146L237 147V150ZM239 149V150H240ZM185 150H187V149H185ZM201 150V149H200ZM210 150V149H209ZM229 150V151H230ZM244 150V149H243ZM1 151H4V150H0V152ZM6 151V152H7ZM158 151V150H157ZM194 151H195V149H194ZM246 151V150H245ZM6 152H5V154H6ZM52 152V151H51ZM184 152V151H183ZM191 152V151H190ZM197 152V151H196ZM206 152V151H205ZM213 152V151H212ZM238 152H240V151H238ZM237 152V154H239ZM4 153V152H3ZM62 153V152H61ZM175 153V152H174ZM194 152H192V154H193ZM248 153H250V152H248ZM114 154H116V152L114 153ZM158 154V153H157ZM184 154V153H183ZM187 154V153H186ZM191 154V153H190ZM196 154V153H195ZM194 154V155H195ZM197 154H200V152H198ZM202 154V153H201ZM236 154V153H235ZM1 155H3V154H1ZM162 155V154H161ZM174 155V154H173ZM240 155V154H239ZM60 156H61V154H60ZM174 156H177V155H174ZM188 156V155H187ZM199 156H201V155H199ZM198 156V157H199ZM203 156H205V155H203ZM237 156V155H236ZM235 156V157H236ZM245 156V155H244ZM251 156V155H250ZM249 156V157H250ZM63 157V158H64ZM159 157V156H158ZM195 157H197L196 155L194 156V158ZM208 157V156H207ZM228 157V156H227ZM230 157V156H229ZM248 157V156H247ZM1 158H3V157H1ZM113 158H114V156H113ZM192 158V157H191ZM224 158L226 159V157L224 156ZM237 158V157H236ZM239 158H240V156H239ZM60 159H62V157L60 158ZM156 159V158H155ZM188 159V158H187ZM189 159H190V156H189ZM198 159V158H197ZM202 159H203V157H202ZM209 159V158H208ZM229 159H231V158H229ZM229 159H227V160H229ZM244 160H245V158H243ZM249 159V158H248ZM63 160V159H62ZM112 160V159H111ZM157 160V159H156ZM191 161H192V159H190ZM190 160H186V163L188 162V161H190ZM200 160V159H199ZM199 160H198V162H199ZM204 160V159H203ZM226 160V161H227ZM236 160V159H235ZM2 161V160H1ZM3 161H4V159H3ZM116 161V160H115ZM182 161V160H181ZM180 161V162H181ZM194 161H195V159H194ZM197 161V160H196ZM222 161H224V160H222ZM234 161V160H233ZM250 160H248L247 161V165H248V162H249ZM253 161V160H252ZM179 162V161H178ZM185 162V160H183V163ZM197 162V163H198ZM225 162V161H224ZM228 162V161H227ZM232 162V161H231ZM230 162V163H231ZM242 162V161H241ZM7 165H10L9 164V162L7 161ZM85 163V165L86 166H84L83 164ZM118 163V162H117ZM156 163V162H155ZM170 163V162H169ZM182 163V162H181ZM182 163V164H183ZM185 163V164H186ZM189 163H192V162H189ZM76 164V165H75ZM116 164V163H115ZM114 164V165H115ZM178 164V163H177ZM195 164V163H194ZM223 164V163H222ZM221 164V165H222ZM226 164V163H225ZM235 164H236V162H235ZM240 164H243V163H240ZM62 165V164H61ZM61 165H59L60 167H62ZM66 165V164H65ZM110 165V164H109ZM179 166L181 165V164H178ZM184 165V164H183ZM224 165V164H223ZM230 165V164H229ZM244 165V164H243ZM243 165H242V167H243ZM245 165H246V163H245ZM1 167H3V165L1 164L0 165ZM6 166V164L4 165V167ZM70 166H71V164H70ZM70 166H69V168H70ZM72 166V168H74ZM174 166H176V165H174ZM182 166V165H181ZM191 166V165H190ZM235 166V165H234ZM241 166V165H240ZM262 166V165H261ZM86 167V168H85ZM98 167V166H97ZM225 167V166H224ZM236 167V166H235ZM246 167V166H245ZM6 168V167H5ZM67 168V167H66ZM121 168V167H120ZM219 168H220V166H219ZM226 168H227V165H226ZM251 168H253V167H251ZM79 169V168H78ZM77 169V170H78ZM81 169V168H80ZM98 169V168H97ZM173 169H175V167H173ZM181 169V168H180ZM228 169V168H227ZM238 169V168H237ZM72 170H74V169H72ZM76 170V169H75ZM114 170V169H113ZM123 170H124V168H123ZM127 170H128V167H127ZM133 170H135V169H133ZM132 170V171H133ZM183 169H181L180 171H179V173H181V171H182ZM229 170V169H228ZM227 170V171H228ZM245 170V169H244ZM247 170V169H246ZM245 170V171H246ZM130 171V170H129ZM139 171V170H138ZM148 171V170H147ZM173 171V170H172ZM176 171V170H175ZM178 171V170H177ZM224 171H226V170H224ZM233 171V170H232ZM251 171V170H250ZM71 172V171H70ZM137 172V171H136ZM150 172V171H149ZM174 172V171H173ZM229 172H230V170H229ZM248 172V171H247ZM246 172V173H247ZM71 173H74V172H71ZM84 173H83V175H84ZM112 173H113V171H112ZM115 173V172H114ZM135 173V172H134ZM145 173V172H144ZM144 173H141V176H145V175H142V174H144ZM156 173V172H155ZM172 173V172H171ZM20 173H18V175H19ZM80 174V173H79ZM87 174H85V176L87 175ZM128 174H129V172H128ZM131 174V173H130ZM138 174V173H137ZM148 174V173H147ZM152 174V173H151ZM153 174H154V171H153ZM178 174V173H177ZM93 175H94V173H93ZM112 175V174H111ZM123 175V174H122ZM136 175V174H135ZM155 175V174H154ZM172 175V174H171ZM7 176H11V175H8L7 174ZM15 176H17V174L15 175ZM116 176H118L117 174H116ZM124 176V175H123ZM129 176V175H128ZM147 176V175H146ZM156 176V175H155ZM177 176V175H176ZM179 176V175H178ZM8 177V178H9ZM14 177V176H13ZM127 177V176H126ZM135 177H137V176H135ZM140 177V176H139ZM153 177V176H152ZM173 177V176H172ZM171 177V178H172ZM245 177V176H244ZM244 177H242V180H243V178ZM3 178L4 177H2V181H3ZM10 178H12V177H10ZM90 178H91V176H90ZM154 178V177H153ZM158 178V177H157ZM88 179V178H87ZM98 179V178H97ZM135 179V178H134ZM133 179V180H134ZM142 179V178H141ZM9 180V179H8ZM13 180H14V178H13ZM95 180V179H94ZM94 180H86V183H87V185H88V187H90V189H92L91 191H93V189H94V186H96L97 185V183H95V181ZM102 180V179H101ZM140 180V179H139ZM162 180V179H161ZM227 179H225V181H226ZM242 180H240L241 182H242ZM94 181V182H93ZM172 181V180H171ZM170 181V182H171ZM224 181V183H230V181L229 180H227V182H225ZM5 179H4V184H5ZM11 182V181H10ZM103 182H105V180L103 181ZM132 182V181H131ZM159 182V181H158ZM174 182H175V180H174ZM235 182V181H234ZM234 182H232L231 184H233ZM241 182H239V183H241ZM74 183V182H73ZM114 183H116V182H114ZM114 183H112V184H114ZM128 183V182H127ZM165 183H167V184H170L169 182H165ZM173 183V182H172ZM178 183V182H177ZM176 183V184H177ZM227 183V184H228ZM99 184V183H98ZM130 184V183H129ZM131 184H133V183H131ZM135 184V183H134ZM138 184V183H137ZM158 184H160V183H158ZM222 184H223V182H222ZM235 184V183H234ZM3 185V184H2ZM6 185H8V184H6ZM9 185H11V184H9ZM81 185V184H80ZM85 185V184H84ZM111 185V184H110ZM128 185V184H127ZM155 185V184H154ZM172 185V184H171ZM174 185H175V183H174ZM179 185V183L177 184V186ZM215 185V184H214ZM230 185V184H229ZM100 186V185H99ZM102 186H103V184H102ZM106 186V185H105ZM146 186V185H145ZM209 186V185H208ZM219 186V185H218ZM232 186V185H231ZM231 186H230V188H231ZM8 187V186H7ZM111 187V186H110ZM135 187V186H134ZM149 187V186H148ZM172 188H173V186H171ZM212 187V186H211ZM211 187H208V188H211ZM223 187V186H222ZM221 187V188H222ZM233 187H235L234 185H233ZM1 188H3V186L1 187ZM6 187H4V189H5ZM11 188V187H10ZM103 188V187H102ZM107 188H108V186H107ZM113 188V187H112ZM140 188V187H139ZM168 188V187H167ZM176 190H178V188L180 189V187H178V188H176V187H174ZM183 188V187H182ZM227 188V187H226ZM225 188V189H226ZM229 188V187H228ZM9 189V188H8ZM75 189H77V188H75ZM88 189V188H87ZM100 190H98V192L99 191H102L101 190V188H99ZM106 189V188H105ZM114 189V188H113ZM166 189V188H165ZM169 189V188H168ZM167 189V190H168ZM175 189H173V190H175ZM212 189V188H211ZM210 189V190H211ZM218 189H219V187H218ZM223 189V188H222ZM235 189V188H234ZM3 190V189H2ZM6 190V189H5ZM97 190H95V191H97ZM131 190V189H130ZM163 190H164V188H163ZM163 190H162V192H163ZM182 190V189H181ZM200 190V189H199ZM207 190V189H206ZM209 190V189H208ZM224 190V189H223ZM1 191V190H0ZM87 191V190H86ZM91 191H88L89 193L91 192ZM107 191V190H106ZM132 191V190H131ZM130 191V192H131ZM166 191V190H165ZM170 191H172V189L170 190ZM212 191V190H211ZM211 191H209V192H211ZM225 191H227V189L225 190ZM231 192V190L229 189L226 193L228 194V192ZM235 191H236V189H235ZM69 192V191H68ZM72 192V191H71ZM87 192V193H88ZM194 192V191H193ZM206 192V191H205ZM219 192H221V194H222V197H223V193H222V190H220ZM1 193V192H0ZM77 193V192H76ZM92 193V192H91ZM102 193H103V191H102ZM105 194L104 195H107L106 193L107 192H104ZM166 193V192H165ZM173 193H174V191H173ZM173 193H169L168 195L169 196H171L170 194H173ZM178 193V192H177ZM176 193V194H177ZM180 193V192H179ZM190 193V192H189ZM191 193H192V191H191ZM195 193H197V192H195ZM217 193L218 192H216V193H214V195L216 194V196H217ZM225 193V192H224ZM225 193V194H226ZM86 194V193H85ZM93 194V193H92ZM100 194V193H99ZM130 194V193H129ZM163 194V193H162ZM167 194V193H166ZM175 194V195H176ZM202 194H203V192H202ZM221 194L220 195H218V197L219 196H221ZM224 194V195H225ZM226 194V195H227ZM229 194H231V193H229ZM74 195V194H73ZM77 195V194H76ZM75 195V196H76ZM89 195L90 194H88V196L87 197H89ZM102 196H103V194H101ZM101 195H100V198H101ZM108 195H109V193H108ZM132 195V194H131ZM183 195V194H182ZM189 195V194H188ZM200 195H201V193H200ZM206 195V194H205ZM211 195V194H210ZM213 195V194H212ZM213 195V196H214ZM75 196H73V197H75ZM94 196H97L96 194L94 195ZM163 196V195H162ZM204 197V200H205V196L204 195H201V197ZM207 196V195H206ZM216 196H214V198H216ZM228 196V195H227ZM3 197V196H2ZM79 197H80V195H79ZM82 197V196H81ZM105 197V196H104ZM103 197V198H104ZM109 197V196H108ZM164 197V196H163ZM162 197V198H163ZM165 197H167V196H165ZM180 197V196H179ZM191 197V196H190ZM201 197H200V199H201ZM210 196H208V198H209ZM212 197V196H211ZM217 197V198H218ZM0 198H1V196H0ZM91 198V197H90ZM106 198V197H105ZM110 198H111V196H110ZM174 198V197H173ZM172 198V199H173ZM175 198H177V197H175ZM197 198H199V197H197ZM196 198V199H197ZM207 198V197H206ZM214 198L212 199V200H214ZM220 198V197H219ZM82 199H84V197L82 198ZM95 199V198H94ZM107 199V198H106ZM164 199V198H163ZM179 199H181V198H179ZM183 199V198H182ZM223 198H221V200H222ZM226 199H227V197H226ZM101 200H102V198H101ZM104 200V199H103ZM169 200V199H168ZM199 200V199H198ZM202 200V199H201ZM200 200V201H201ZM210 199H208V201H209ZM211 200V201H212ZM224 200V199H223ZM222 200V201H223ZM228 200V199H227ZM229 200H231L230 198H229ZM233 200V199H232ZM73 201V200H72ZM80 201V200H79ZM85 201V200H84ZM100 201V200H99ZM130 201V200H129ZM163 201V200H162ZM177 201V200H176ZM179 201V200H178ZM208 201L207 202H205V203H208ZM211 201L209 202V203H211ZM217 201V200H216ZM215 201V202H216ZM221 201V202H222ZM225 201V200H224ZM234 201V200H233ZM82 202V201H81ZM87 202V201H86ZM85 202V203H86ZM102 202V201H101ZM101 202H100V204H101ZM132 202V201H131ZM152 202V201H151ZM167 202V201H166ZM175 202V201H174ZM212 202H214V201H212ZM214 202V203H215ZM84 203V202H83ZM118 203V202H117ZM123 202H121V204H122ZM125 203H126V201H125ZM124 203V204H125ZM128 203V202H127ZM153 203V202H152ZM165 203V202H164ZM176 203V202H175ZM174 203V204H175ZM199 203V202H198ZM203 203V202H202ZM201 203V204H202ZM213 203V205H217V204H214ZM232 203V202H231ZM79 204H81V203H79ZM115 203H113V205H114ZM121 204H119V206L121 205ZM162 204H163V202L161 203L160 202V204H158V205H161L162 206ZM169 203H167L166 205H168ZM170 204H172V203H170ZM177 204V203H176ZM197 203H195V205H196ZM204 204V203H203ZM202 204V205H203ZM220 204V203H219ZM222 205H223V203H221ZM224 204H226L227 205V203H224ZM113 205H111V207L113 206ZM115 205H117V204H115ZM114 205V206H115ZM153 205V204H152ZM165 204H163V206H164ZM207 205V204H206ZM205 205V206H206ZM210 205H212V204H210ZM209 205V206H210ZM229 205V204H228ZM234 205V204H233ZM77 206V205H76ZM82 206H83V204H82ZM86 206V205H85ZM123 206V205H122ZM148 206L150 207L151 206V203H148ZM156 206H157V204H156ZM155 206V207H156ZM162 206V207H163ZM169 206H171V205H169ZM173 206V205H172ZM175 206V205H174ZM173 206V207H174ZM199 207H200V205H198ZM221 205H219L218 207L219 208H221L220 207ZM232 206V205H231ZM237 206V205H236ZM81 207V206H80ZM87 207V206H86ZM117 207V206H116ZM145 207V206H144ZM148 207V208H149ZM178 207V206H177ZM202 207V206H201ZM207 207V206H206ZM217 207V208H218ZM223 207H224V205H223ZM229 207H230V205H229ZM229 207H227V208H229ZM233 207V206H232ZM76 208V207H75ZM110 208V207H109ZM108 208V209H109ZM126 208V207H125ZM132 208V207H131ZM134 208V207H133ZM132 208V209H133ZM146 208H147V205H146ZM159 208H160V206H159ZM167 208V207H166ZM172 208V207H171ZM197 209H199L198 207H196ZM195 208V209H196ZM203 208H204V206H203ZM211 208H212V206H211ZM215 208V207H214ZM105 209V208H104ZM122 209V208H121ZM130 209V208H129ZM136 209V208H135ZM156 209H158V206H157V208ZM168 209V208H167ZM202 209V208H201ZM206 209V208H205ZM204 209V210H205ZM222 209V208H221ZM225 209V208H224ZM231 209V208H230ZM107 210V209H106ZM111 210L112 209H110L109 211L111 212ZM114 210V209H113ZM115 210H117V208L115 209ZM122 210H124V208L122 209ZM148 210V209H147ZM150 210V209H149ZM152 210H154V209H152ZM161 210V209H160ZM163 210V209H162ZM162 210H161V213H162ZM166 210V209H165ZM170 210V209H169ZM169 210H167V211H169ZM172 210V209H171ZM200 210V209H199ZM203 210V211H204ZM213 210H215V209H213ZM227 210V209H226ZM81 211H83V210H81ZM108 211V212H109ZM140 211V210H139ZM144 211H146V210H144ZM176 210H172V211H170L169 213H167L168 215L166 216V217H168V218H172V219H176V218H178V217H180L179 216V213L178 212H175ZM198 211V210H197ZM206 211V210H205ZM218 212V210H215L214 211V214L215 213H217ZM221 211V210H220ZM228 211H231V210H228ZM228 211L226 212L227 214H228ZM79 212H80V210H79ZM113 212H115V211H113ZM129 212V211H128ZM143 212V211H142ZM149 212V211H148ZM152 212H156V211H152ZM158 212H160L159 211V209H158ZM181 212V211H180ZM211 212V211H210ZM213 212V211H212ZM224 212V211H223ZM222 212V213H223ZM232 212H234V210L232 211ZM75 213V212H74ZM82 213V212H81ZM104 213V212H103ZM102 213V214H103ZM119 213V212H118ZM123 213V212H122ZM136 213L137 212H135L134 210H133V212H130L129 214H128V217L125 219L126 221L125 222H127V224H128V222H129V224H131V220H134L133 218L136 216ZM151 213V212H150ZM164 213V212H163ZM182 213V212H181ZM180 213V214H181ZM200 213V212H199ZM202 213V212H201ZM200 213V214H201ZM206 213H208L209 214V208H208V212H206ZM205 213V214H206ZM219 213H221V212H219ZM225 213V212H224ZM231 213V212H230ZM100 214H101V209H100ZM109 214V213H108ZM140 214V216L137 218V221L136 222H141V220H143V219H140V217H142L143 216V213H139ZM146 214V213H145ZM160 214V213H159ZM208 214H207V216H208ZM213 214V213H212ZM78 215V214H77ZM79 215H80V213H79ZM94 215V214H93ZM112 215H114V214H112ZM121 215V214H120ZM123 215H124V213H123ZM153 214L151 213V216H150V218L151 217H153L152 216ZM156 214H154V218H156V216H155ZM220 215V214H219ZM95 216H97V214L95 215ZM99 216V215H98ZM97 216V217H98ZM101 216H103V215H101ZM110 216V215H109ZM146 216V215H145ZM149 216H147V217H149ZM157 216H158V213H157ZM183 216V215H182ZM184 216H185V214H184ZM206 216V215H205ZM204 215H202L201 214V217L203 218V217H205ZM210 216H212V215H210ZM215 216V215H214ZM216 216H217V214H216ZM92 217H94V216H92ZM112 217V216H111ZM114 217V216H113ZM124 217V216H123ZM137 217V216H136ZM164 216H162V218H163ZM189 217V216H188ZM209 217V216H208ZM121 218V217H120ZM119 218V219H120ZM125 218V217H124ZM143 218V217H142ZM145 218V217H144ZM150 218H148L149 219V221H150ZM154 218H151V219H153V221L155 220ZM186 218H187V216H186ZM200 218V217H199ZM201 218V219H202ZM205 218H207V217H205ZM212 219H213V217H211ZM111 219H113V218H111ZM181 219V218H180ZM184 219V218H183ZM215 219V218H214ZM59 220V219H58ZM58 220H56V221H58ZM116 220V219H115ZM118 220V219H117ZM145 221L147 220V219H144ZM185 220H188V219H185ZM203 220H204V218H203ZM207 220H210V219H207ZM53 221H55V219L54 220H52V222ZM60 222H61V220H59ZM72 221V220H71ZM95 221V220H94ZM96 221H98V220H96ZM114 221V220H113ZM121 221H123L122 219H121ZM152 221V220H151ZM160 221H162L163 222V220H160ZM159 221V222H160ZM173 221V220H172ZM183 221V220H182ZM205 221H206V219H205ZM63 222H64V220H63ZM67 222H68V219H67ZM115 222V221H114ZM134 221H132V223H133ZM158 222V223H159ZM161 222V224L163 225V223ZM168 222V221H167ZM170 222V221H169ZM174 222V221H173ZM172 222V223H173ZM204 222V221H203ZM202 222V223H203ZM51 223V222H50ZM57 223V222H56ZM66 223V222H65ZM65 223H63V225L65 224ZM94 223V222H93ZM101 223V222H100ZM123 223V222H122ZM149 223V225H151L150 223L151 222H148ZM148 223H147V225H148ZM183 223V222H182ZM55 223L53 222V225H54ZM68 224V223H67ZM95 224V223H94ZM94 224H91V225H93V226H96V225H94ZM126 224V223H125ZM170 224V223H169ZM208 224V223H207ZM206 224V225H207ZM50 225V224H49ZM52 225V224H51ZM62 225V226H63ZM72 225V224H71ZM123 225V224H122ZM122 225H117V226H122ZM171 225V224H170ZM173 225V224H172ZM171 225V226H172ZM177 225V224H176ZM181 225V224H180ZM183 225V224H182ZM185 225V224H184ZM191 225V224H190ZM189 225V226H190ZM62 226H61V228H62ZM93 226H90L91 227V231H92V227ZM112 226V225H111ZM133 226V225H132ZM159 226V225H158ZM157 226V227H158ZM178 226V225H177ZM188 226V227H189ZM49 227H51V226H49ZM55 227H56V225H55ZM59 227H60V225H59ZM65 227V226H64ZM89 227V228H90ZM97 227V226H96ZM131 227V226H130ZM135 227V226H134ZM176 227V226H175ZM185 227V226H184ZM194 227V226H193ZM198 227V226H197ZM48 228V227H47ZM67 228V227H66ZM88 228V229H89ZM94 228V227H93ZM117 228V227H116ZM121 228V227H120ZM133 228V227H132ZM147 228H148V226H147ZM196 228V227H195ZM201 228V227H200ZM199 228V229H200ZM55 229V228H54ZM70 229V228H69ZM68 229V230H69ZM98 229H99V227H98ZM102 229V228H101ZM110 229V228H109ZM125 229V228H124ZM123 229V230H124ZM162 228H159V230H161ZM175 229V228H174ZM190 229V228H189ZM188 228H186V229H183L182 230V232H181V234L180 235H182V234H188L189 232L191 233L192 231H190ZM197 229V228H196ZM56 230V229H55ZM55 230H53V231H55ZM65 230V229H64ZM67 230V231H68ZM97 230V229H96ZM113 230V229H112ZM112 230H111V232H112ZM116 230H118V229H116ZM192 230V229H191ZM98 231V230H97ZM101 231V230H100ZM108 231V230H107ZM147 231V230H146ZM165 231V230H164ZM163 231V232H164ZM199 231V230H198ZM197 231V232H198ZM48 232V231H47ZM69 232V231H68ZM79 232H81V231H78V233ZM83 232V231H82ZM102 232V231H101ZM163 232H161L160 231V233L162 234ZM179 232V231H178ZM194 232V231H193ZM115 233V232H114ZM159 233V232H158ZM169 233V232H168ZM176 233V232H175ZM180 233V232H179ZM65 234H66V232H65ZM75 234V233H74ZM80 234V233H79ZM96 234H97V232H96ZM137 234H138V232H137ZM157 234V233H156ZM165 234V233H164ZM173 234V233H172ZM195 234V233H194ZM197 234V233H196ZM12 234H10V236H11ZM14 235H16V234H14ZM13 235V236H14ZM54 235H55V233H54ZM58 235V234H57ZM62 235V234H61ZM76 235H77V233L75 234V235H73V236H75L76 237ZM86 235H88V234H86ZM90 235V234H89ZM92 235H94V234H92ZM114 235V234H113ZM139 235V234H138ZM154 235V234H153ZM169 235H171V234H169ZM174 235V234H173ZM183 235V236H184ZM52 236H53V234H52ZM51 236V237H52ZM79 236V235H78ZM96 236V235H95ZM140 236V235H139ZM157 236V235H156ZM161 236V235H160ZM165 235H163L162 237H163V240L165 239V237H164ZM177 236V235H176ZM188 236V235H187ZM191 236V235H190ZM193 236H195V235H193ZM12 237V236H11ZM55 237L57 238V236L55 235ZM58 237H60V236H58ZM90 237V236H89ZM94 237V236H93ZM113 237V236H112ZM116 237V236H115ZM155 237V236H154ZM154 237L152 236V238L154 239ZM173 237V236H172ZM179 237V236H178ZM192 237V236H191ZM10 238V237H9ZM13 238V237H12ZM11 238V239H12ZM50 238V237H49ZM48 238V239H49ZM54 238V237H53ZM66 238V237H65ZM64 238V239H65ZM72 238V237H71ZM91 238H92V236H91ZM91 238H89V239H91ZM143 238V236H141V239ZM182 238V237H181ZM14 239V238H13ZM12 239V240H13ZM73 240H75L74 238H72ZM81 239V238H80ZM140 239V238H139ZM145 239V238H144ZM143 239V240H144ZM153 239H151V240H153ZM159 239V238H158ZM158 239H157V241H158ZM162 239V238H161ZM185 239V238H184ZM189 239H190V237H189ZM189 239H188V242H189ZM12 240H9L10 242L12 241ZM50 240V239H49ZM48 240V241H49ZM58 240H59V238H58ZM82 240V239H81ZM80 240V241H81ZM85 240V239H84ZM91 240H93V238L91 239ZM114 240H116L115 238H114ZM136 240V239H135ZM143 240H141V241H143ZM147 240H148V238H147ZM149 240H150V238H149ZM154 240H156V237H155V239ZM170 240H172L171 238H170ZM180 241H182L181 239H179ZM71 241V240H70ZM83 241V240H82ZM81 241V242H82ZM130 241V240H129ZM165 241V240H164ZM164 241H162V244L164 243ZM169 241V240H168ZM176 241V240H175ZM174 241V242H175ZM13 242V241H12ZM14 242H15V240H14ZM21 242V241H20ZM50 242H51V240H50ZM53 242V241H52ZM51 242V243H52ZM69 242V241H68ZM92 242V241H91ZM127 242V241H126ZM130 242H132V241H130ZM148 242V241H147ZM186 242V241H185ZM15 243H17V241L15 242ZM18 243H19V241H18ZM23 243V242H22ZM21 243V244H22ZM64 243V242H63ZM67 243V242H66ZM71 243V242H70ZM74 243V242H73ZM76 243H77V241H76ZM84 243V242H83ZM135 243H137V241L135 242ZM141 243V242H140ZM144 243V242H143ZM143 243L141 244V245H143ZM150 243H151V241H150ZM153 243V242H152ZM151 243V244H152ZM155 243V242H154ZM158 243V242H157ZM169 243H170V241H169ZM172 243V242H171ZM179 243H181V242H179ZM187 243V242H186ZM185 243V245L187 246V244L189 245V243H187L186 244ZM12 244V243H11ZM10 244V245H11ZM20 244V243H19ZM72 244V243H71ZM127 244V243H126ZM134 244V243H133ZM148 244V243H147ZM160 244H161V241H160ZM166 244H167V242H166ZM177 244H178V242H177ZM15 245V244H14ZM63 245V244H62ZM65 245V244H64ZM78 245H80L79 243H78ZM91 245V244H90ZM96 245V244H95ZM138 245V244H137ZM136 245V246H137ZM145 245V244H144ZM155 245H157L156 243H155ZM159 245V244H158ZM183 245H184V243H183ZM184 245V246H185ZM13 246V245H12ZM19 246V245H18ZM81 246V245H80ZM114 246V245H113ZM131 246V245H130ZM148 246V245H147ZM149 246H150V244H149ZM148 246V247H149ZM152 246V245H151ZM166 246V245H165ZM170 246V245H169ZM168 246V247H169ZM78 247V246H77ZM96 247V249H99L97 246H95ZM101 247V246H100ZM157 247V246H156ZM158 247H160V246H158ZM164 247V246H163ZM177 247V246H176ZM16 248V247H15ZM14 248V249H15ZM18 248V247H17ZM22 247H20L19 249H21ZM54 248H56V247H54ZM53 248V249H54ZM134 248V247H133ZM143 248V247H142ZM145 248H147L146 247V245H145ZM150 248H152V247H150ZM174 248V247H173ZM187 248H188V246H187ZM18 249V251H20ZM23 249V248H22ZM21 249V251L22 252H24L23 250ZM82 249V248H81ZM84 249V248H83ZM82 249V250H83ZM110 249V248H109ZM149 249V248H148ZM153 249V248H152ZM162 249V248H161ZM163 249H165V247L163 248ZM162 249V250H163ZM185 249H186V247H185ZM55 250V249H54ZM143 250H145V249H143ZM157 250H158V248H157ZM17 251V250H16ZM53 251V250H52ZM57 251V250H56ZM90 251V250H89ZM93 251H95V248H94V250ZM97 251V250H96ZM95 251V252H96ZM105 251H108V249H105ZM142 251V250H141ZM150 251V250H149ZM153 251H155V248H154V250ZM158 251H160V250H158ZM2 252V251H1ZM54 253H55V251H53ZM139 252V251H138ZM147 252V251H146ZM165 252V251H164ZM21 253V252H20ZM29 253H31V252H29ZM41 253V252H40ZM88 253V252H87ZM90 253V252H89ZM91 253H93V252H91ZM101 253V252H100ZM99 253V254H100ZM144 253V252H143ZM143 253L141 254V252L139 253V254H141V255H143ZM5 254V253H4ZM18 254V256H19V253H17ZM27 254V253H26ZM42 254H43V252H42ZM41 254V255H42ZM56 254V253H55ZM107 254V253H106ZM153 254V253H152ZM162 254H163V251H162ZM92 255V254H91ZM137 256L138 258L139 257H142V256ZM156 255H159V254H156ZM2 256V255H1ZM37 256V255H36ZM35 256V257H36ZM40 256V255H39ZM51 256H53V255H51ZM94 256V255H93ZM22 257H24V254H23V256ZM22 257H21V259H22ZM26 257H28V256H26ZM42 257V256H41ZM50 257V256H49ZM90 257V256H89ZM161 257V256H160ZM3 258V257H2ZM5 258V257H4ZM3 258V259H4ZM17 258V257H16ZM25 258V257H24ZM33 257H31V258H29V259H32ZM145 259H146V257H144ZM162 258V257H161ZM160 258V259H161ZM3 259H1V261H3ZM28 259V260H29ZM45 259V258H44ZM92 259H94V258H92ZM142 259V258H141ZM5 260V259H4ZM28 260H26V261H28ZM34 260V259H33ZM58 260H59V258H58ZM136 260H137V258H136ZM148 260V259H147ZM6 261H8V260H6ZM25 261V260H24ZM47 261V260H46ZM146 261V260H145ZM144 261V262H145ZM4 262V261H3ZM15 262L16 261H13V264H15ZM33 262V261H32ZM31 262V263H32ZM43 262V261H42ZM51 262V261H50ZM92 262V261H91ZM94 262V261H93ZM136 263H137V261H135ZM34 263H36V262H33V264ZM38 263V262H37ZM52 263V262H51ZM148 263V262H147ZM1 264V263H0ZM6 264H8V263H6ZM10 264H12V263H10ZM39 264V263H38ZM40 264H42V263H40ZM46 264V263H45ZM140 264V263H139ZM149 264V263H148Z\"/></svg>",
    "mask_w": 264,
    "mask_h": 264
}]
</instances>
